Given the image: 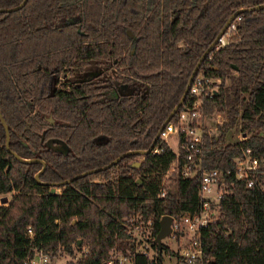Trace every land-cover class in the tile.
I'll list each match as a JSON object with an SVG mask.
<instances>
[{"label":"trees","instance_id":"trees-1","mask_svg":"<svg viewBox=\"0 0 264 264\" xmlns=\"http://www.w3.org/2000/svg\"><path fill=\"white\" fill-rule=\"evenodd\" d=\"M22 1L0 0V9ZM260 4L264 0H27L18 10L0 11V110L10 128L7 147L0 119V194L9 201L0 205V264H25L33 245L52 259L71 256L67 264H105L113 250L135 249L125 217L152 214L156 237L162 216L198 210L199 178L179 177L177 188L159 197L175 157L161 137L149 153L127 154L60 190L51 187L148 149L236 11L241 19L230 42L214 45L198 70L222 78L208 110L228 117L214 136L221 149L208 150L205 165L233 167L234 157L250 147L261 166L253 186L238 178L225 192L220 218L203 232L205 264H264ZM94 67L97 74L84 76ZM240 128L249 137L235 142ZM157 147L162 150L154 152ZM15 152L46 160L43 183L35 177L43 163L25 162ZM136 262L163 264L142 254Z\"/></svg>","mask_w":264,"mask_h":264},{"label":"built area","instance_id":"built-area-1","mask_svg":"<svg viewBox=\"0 0 264 264\" xmlns=\"http://www.w3.org/2000/svg\"><path fill=\"white\" fill-rule=\"evenodd\" d=\"M240 19L241 16L237 15L230 23L225 33L218 39L217 47L230 42L231 34L236 30ZM221 82V77L210 75L204 70L198 72L181 106L160 132V137L171 147L175 157L163 177L158 195L165 197L169 188L175 190L179 177L199 178L201 188L198 210L195 213L172 215V231L167 236L170 243L162 242V245L156 242V237L153 235L152 214L147 216L133 214L125 217L124 222L135 249L133 251L115 249L105 264H137V254L154 259L156 262L161 258L164 264V257L172 254L167 253L163 245L172 249V240L179 245L178 251L173 253L177 257V264H205L203 232L210 223L220 218L221 201L225 192L238 178L247 179L248 186H253L255 181L252 177L261 166L259 157L253 154L250 147H243L241 154L234 157L233 167L209 168L205 165L206 152L221 149V146L214 144V136L217 137L221 133L222 126L228 121V117L223 112L208 110V102L218 94ZM248 137V133L240 128L234 141L247 140ZM161 150L162 148L157 147L154 152ZM4 197L0 194V205L8 204L9 201H3ZM27 233L34 238L35 231L32 225L28 226ZM53 263L51 254L38 245H33L25 258V264Z\"/></svg>","mask_w":264,"mask_h":264},{"label":"water","instance_id":"water-1","mask_svg":"<svg viewBox=\"0 0 264 264\" xmlns=\"http://www.w3.org/2000/svg\"><path fill=\"white\" fill-rule=\"evenodd\" d=\"M27 2V0H23L19 5L17 6H14V7H10V8H2L0 9V11H14V10H18L20 8H22L25 3ZM255 8L257 9H261V8H264V4H260V5H257ZM238 15V11H236L235 13H233L230 18L227 20V22L225 23V25L223 26L222 30L219 32V34L217 35L216 39L214 40V42L212 43V45L204 52V54L202 55L201 59L198 61L197 65L195 66L190 78H189V81H188V84H187V87H186V90L182 96V98L180 99V101L178 102V104L173 108V110L171 111V113L169 114V116L167 117V119L164 121V123L162 124L159 132L157 133L152 145L146 149V150H137V151H128V152H125L123 154H121L120 156H118L117 158H115L113 161H111L109 164L105 165V166H102V167H98V168H93V169H89L87 171H84L82 173H79L77 175H75L74 177L72 178H69V179H65L61 182H56V183H53L52 187H51V192H55L57 190V186H60L62 184H66V183H70L73 179L77 178V177H81V176H85L87 174H90L92 172H95L97 170H100V169H105V168H108L109 166H111L112 164L116 163L117 161H119L123 156L127 155V154H130V153H133V152H138V153H149L152 151V149L154 148L155 146V143L156 141L158 140V138L160 137V132L162 130V128L165 126V124L172 118V116L174 115V113L177 111V109L181 106L183 100L185 99L187 93H188V90H189V87H190V84L191 82L193 81V78L194 76L198 73V70L200 68V65L202 63V61L205 59L206 55L211 51L212 47L214 45L217 44L218 42V39L225 33L226 29L228 28V26L230 25V23L235 19V17ZM128 33L131 37H134V33L132 32V30L128 29ZM0 119L2 121V123L4 124L5 126V129H6V133H7V147L10 146L9 142H10V128H9V125L6 121V119L4 118L1 110H0ZM53 121V119H52ZM54 139H51L48 141L49 145H54ZM60 142V145L57 146L59 149H66V143L64 141H59ZM66 146V147H65ZM56 147V146H55ZM15 155L20 159V160H23L25 162H36V161H40L43 163V167L42 169L37 172V174L35 175L36 179L43 183L40 179V175L41 173L46 169L47 167V162L46 160L44 159H41V158H22L21 156H19L16 152H15ZM138 164H140V162H138ZM8 200V197L5 196L3 198V201H7ZM173 222V216L170 215V214H166L164 215L161 220H160V223H161V229L159 231V233L157 234L156 236V242L159 244V245H162V242H163V239L164 237H167L170 232L172 231V227H171V224Z\"/></svg>","mask_w":264,"mask_h":264},{"label":"rangeland","instance_id":"rangeland-1","mask_svg":"<svg viewBox=\"0 0 264 264\" xmlns=\"http://www.w3.org/2000/svg\"><path fill=\"white\" fill-rule=\"evenodd\" d=\"M97 73H98V68L94 67V68L89 69V71H87L84 74V76L95 75ZM172 186H174V184H172ZM57 190H60V188H57ZM8 196H9V200H10V198H12V194L10 193V194H8ZM163 242H164V244L170 243V240L167 237H164ZM172 242H171L172 249L174 252H177L179 249V245L177 242H174L173 240H172ZM77 255H79V253ZM70 258H71V256L66 255V254L59 255L54 259L53 264H67V261ZM164 264H177V257L173 254L165 256L164 257Z\"/></svg>","mask_w":264,"mask_h":264}]
</instances>
